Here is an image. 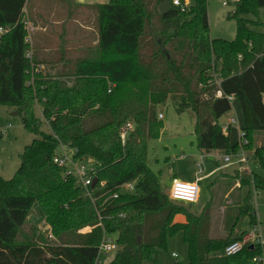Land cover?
<instances>
[{
    "label": "trees",
    "instance_id": "trees-1",
    "mask_svg": "<svg viewBox=\"0 0 264 264\" xmlns=\"http://www.w3.org/2000/svg\"><path fill=\"white\" fill-rule=\"evenodd\" d=\"M29 1L0 0V27L9 29L0 36V105L16 109L24 127L38 137L25 147L13 178L0 177V264H96L105 234L117 235L119 249L111 264H145L178 232L184 234L189 264L264 258L260 244L233 257L224 254L242 240L247 217L250 226L258 225L251 193L238 207L231 232L213 238V198L195 215L163 191L161 175L148 160L149 142L164 128L156 109L176 95L177 112L195 115L201 151L237 154L244 145L264 167V138L263 145H255L264 137V34L254 30L262 27L260 20L244 18L257 16L264 0H240L231 16L237 23L233 41L211 39L207 0L185 9L170 0L173 8L165 17L159 14V28L152 27L148 0H110L96 7L101 58L77 62L67 50L53 62L28 57L24 10ZM42 64L55 72L42 74ZM234 99L247 143L231 147L218 121L232 111ZM36 104L50 133L41 131ZM129 121L136 128L124 140L121 129ZM60 145L73 149L76 159L96 164L95 186L85 189L64 175L54 163ZM254 175L264 190V178ZM128 183L135 191L114 199ZM36 206L57 244L35 240L37 228L29 217ZM87 227L92 231L81 233Z\"/></svg>",
    "mask_w": 264,
    "mask_h": 264
},
{
    "label": "rangeland",
    "instance_id": "rangeland-1",
    "mask_svg": "<svg viewBox=\"0 0 264 264\" xmlns=\"http://www.w3.org/2000/svg\"><path fill=\"white\" fill-rule=\"evenodd\" d=\"M40 0H31L27 7L30 15V22L36 23L37 16L47 20L52 14L63 16L65 13V5L55 0H43L41 4L44 9L39 12L38 2ZM110 0H103L101 5L108 4ZM148 10L154 15L152 18V27L159 28L162 26L159 19V5L157 0H148ZM208 14L210 22V37L211 39H223L233 41L237 36L236 20L231 18L237 9V3H231L228 7H224L220 0H207ZM186 3V1H185ZM195 4V0H189L188 6ZM38 8V9H36ZM71 8V7H70ZM54 9H57L54 10ZM64 11V12H63ZM73 12L78 14V9L67 12L71 15ZM87 20L82 21V27L91 26L93 30L84 34V29L79 25L74 31V43L71 44L72 38H59L54 35V30L49 28L46 36L41 31L33 32L29 30L28 37L34 39L30 42V53L38 55L41 61L53 62L60 58L59 51L67 50L69 59L74 62L81 60H98L101 58V53L98 50V21L97 14L94 12H83ZM39 14V15H38ZM158 14V15H157ZM28 15V17H29ZM27 15L25 20H28ZM244 18L252 21L260 20L262 27L254 28L259 33L264 34V8L257 10V16L248 14ZM52 26V22L50 21ZM151 23V22H150ZM31 26V25H30ZM28 27V26H26ZM32 28V26L30 27ZM61 30V28H60ZM91 36L88 42H84L86 37ZM27 37V38H28ZM151 38L148 39V41ZM95 42V43H94ZM46 49L47 51H44ZM56 68V67H55ZM38 70L44 73L53 74L50 65H44L43 68L38 67ZM34 72V71H33ZM32 72L30 84L34 78ZM214 73V77L218 75ZM215 85L219 81L215 79ZM178 96H171L165 105L158 106L156 116L159 121H162L164 128L161 131V136L157 140L149 142L148 160L150 168L155 173H160L161 188L166 194H169L171 186L175 180L184 183L200 182V194L196 204L189 205L178 202L179 205L187 207L195 215H201L203 209L212 201L211 210V237L225 238L232 229L235 222V216L238 207L243 203L248 193L252 194V205L257 217L258 225L257 232L261 236V241L264 244V190H260V184L255 185V175L264 178V167L256 162L253 150L243 149L237 154H224L220 151L207 153L198 148L197 137L194 133L196 118L191 111L178 113L176 110ZM16 109L0 105V177L5 180L13 178L15 172L21 164V155L26 146L30 145L35 140V135L31 134L23 125L22 118ZM163 114L164 119L160 120L159 115ZM35 115L42 120L41 131L50 133L49 125L43 120L41 108L35 105ZM231 118H236L238 125H233L230 132L231 147L237 144H245L242 141V116L240 114V104L234 99L232 102V111L224 115L218 124L222 127L227 124ZM263 138L258 137L255 145H263ZM71 155L70 152H68ZM248 159L246 165L237 163L239 157ZM231 156L232 162L215 174V168L218 164L224 165L223 159L225 156ZM199 164H202L204 170L198 173ZM215 182V183H214ZM214 183V184H213ZM125 191V190H123ZM173 200V199H172ZM30 223L37 228L36 241L42 243L46 241L50 244H57L58 239L54 235L51 226L46 222L44 214L39 206H36L29 217ZM93 227H87L81 233L91 232ZM242 230H246L243 238L255 229V226H250L249 218L247 217L242 225ZM113 239L117 235L112 236ZM242 238V240H243ZM241 240V241H242ZM250 246V245H249ZM248 247V246H246ZM173 255H176L174 257ZM115 259V253L109 255H101L102 264H111ZM189 264V250L184 240L183 232H178L167 239V245L163 249H156L152 253L151 259L145 264ZM231 264H258L257 260H251L248 257L241 259H233Z\"/></svg>",
    "mask_w": 264,
    "mask_h": 264
},
{
    "label": "built area",
    "instance_id": "built-area-1",
    "mask_svg": "<svg viewBox=\"0 0 264 264\" xmlns=\"http://www.w3.org/2000/svg\"><path fill=\"white\" fill-rule=\"evenodd\" d=\"M222 5L224 7H228L231 3H239L240 0H220ZM174 7H179L185 9L188 7V4L182 3L181 0H174L173 2ZM26 23V22H25ZM26 26L28 24L26 23ZM29 32V26L27 27ZM9 32L8 28L0 27V36L3 34H6ZM28 43L31 42L30 36L26 40ZM28 57H32V53H28ZM111 92V91H109ZM217 97L221 98L223 97V93L221 90L217 91L216 93ZM233 99V98H231ZM159 119H164V115L160 114ZM233 125H238L239 122L236 118H231L227 124H224L221 129L223 133H229ZM136 128V125L134 122L129 121L123 126L121 129V135L123 139L125 140L127 136L134 131ZM243 136V135H242ZM68 152L71 153V155L68 154ZM76 152L73 149H70L67 146L60 145L58 151L56 152L54 156V163L58 165L60 168L64 170V175L66 176H72L77 180V184L85 189H87L89 186H91L94 183V174L96 171V164L92 160H80L76 159L75 157ZM232 162L231 156H225L223 159L224 165L219 167L216 171H221L226 167L228 164ZM240 165H246L248 163V159L245 158L242 154V157H239V160L237 161ZM204 170V167L202 164H199V171L198 173H202ZM202 181V178H199L197 182L193 183H184L180 182L178 180H175L171 186L169 196L174 201L182 202L185 204H196L199 199L200 194V182ZM104 185V183L102 184ZM125 190V191H123ZM135 191V184L134 183H128L123 185L120 188V191L115 193L113 195L114 199H118L120 194L122 193H133ZM113 235L105 234L104 238L102 240V243L99 248V257L96 261V264H102L101 261V255H109L111 253H116L119 249V246L116 242V239L112 238ZM256 244L264 245L261 241V236L257 232V227L255 226V229L252 232H249L247 236L243 238L242 241H238L235 243L230 244L225 249V256L226 257H233L246 247V246H254ZM176 257V255H173ZM258 264H264V258L260 257L256 259Z\"/></svg>",
    "mask_w": 264,
    "mask_h": 264
},
{
    "label": "crops",
    "instance_id": "crops-1",
    "mask_svg": "<svg viewBox=\"0 0 264 264\" xmlns=\"http://www.w3.org/2000/svg\"><path fill=\"white\" fill-rule=\"evenodd\" d=\"M30 1H29L28 5L30 4ZM55 1H59V2L63 3L66 6L65 9H64L65 12L63 11L65 13L63 16H57V14L54 13L47 20H45V18H43V17L37 16L36 23L32 24L30 22V20H29L30 15H29V12L27 10V7H28V5H27L25 10H24V13H25V16L27 15V17L29 15V17H28L29 21H26L25 19H24V21L28 24L29 30L32 29L33 32L34 31L35 32L41 31L42 33H45L46 36H48L47 33L49 31V28L51 29V27H52V29L54 30V35H56L59 38H66V37L72 38L71 39L72 40L71 44H72V43H74V41H73L74 31H75V28L78 25L82 29H84V31H83L84 34H87L89 31L93 30L91 28V26L85 25V27H82L80 25V24H83L82 21L87 20V17H86V15H84L83 12L84 11H87V12H89V11L91 12L92 11L95 14H97V8L96 7L98 5H101L103 0H55ZM185 1H186V4L189 3V0H185ZM42 3H43V0H40L38 2L37 6L39 8V12L41 11V9H44V7L41 5ZM75 7L78 9V14L73 12L71 15H68L67 12L69 10H73V8H75ZM38 8H36V9H38ZM54 10L57 11V9H54ZM42 12L43 11H41V13ZM50 21L52 22V26H50L51 25ZM30 25L32 26V28H30L31 27ZM60 28H61V30H60ZM96 34L98 35V33H96ZM90 38H91V36L89 35L88 37L85 38V40H82V41L88 42L89 40H92ZM33 39H34V35H33V38H32V34H31V36H30L31 42L33 41ZM44 51H47V50L44 49ZM39 67L43 68L44 64L39 65ZM263 100H264V97H263ZM240 114L242 116L241 109H240ZM239 128H240V126H239ZM221 166H223V165L218 164V166L215 168V170H217ZM218 173H219V171H218Z\"/></svg>",
    "mask_w": 264,
    "mask_h": 264
},
{
    "label": "water",
    "instance_id": "water-1",
    "mask_svg": "<svg viewBox=\"0 0 264 264\" xmlns=\"http://www.w3.org/2000/svg\"><path fill=\"white\" fill-rule=\"evenodd\" d=\"M173 6L170 3V0H164L160 5H159V13L161 16L165 17L166 15L169 14V12L172 10ZM18 115V113H16ZM98 182L97 179H94L93 186L96 185Z\"/></svg>",
    "mask_w": 264,
    "mask_h": 264
}]
</instances>
